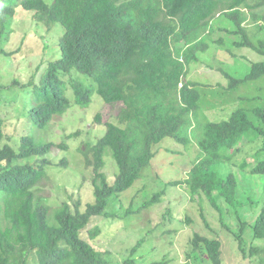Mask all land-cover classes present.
I'll return each instance as SVG.
<instances>
[{"label":"trees","instance_id":"16d2710c","mask_svg":"<svg viewBox=\"0 0 264 264\" xmlns=\"http://www.w3.org/2000/svg\"><path fill=\"white\" fill-rule=\"evenodd\" d=\"M18 7L34 12L35 20L47 27L60 24L64 28L61 58L50 64L38 87L33 85L31 115L42 127L72 106L61 74H76L72 84L76 106L87 108L97 94L106 104L120 107L114 116L118 124H104V136L80 150L85 167L94 173V201L84 208L80 199L53 208L39 195L51 165L45 157L56 150L68 151L67 144L38 143L32 136H23L16 150L4 142L6 135L0 127V264H116L106 258L107 250L91 244L102 233L97 219L109 217L106 209L112 199L141 179L165 139L186 145L189 133L193 148H198L189 178L167 185L186 184L192 200L202 204L203 197L207 198L222 219L220 201L232 206L240 221L234 237L245 256L243 235L248 222L237 211L242 206L237 177L234 173L224 177L220 168L233 164L249 143L261 138L264 142V109L251 110L257 123L244 110L213 121L201 107L199 85L188 79V67L197 62L198 51L208 48L205 41L217 29L213 24L217 18L233 26L223 28L226 32L242 36L235 46L264 58V39L254 40L264 30V0H53L51 4L0 0V44ZM249 21L256 26L253 30L246 26ZM263 77L264 60L253 64L244 79L228 76L229 87ZM96 120L100 122L101 117L97 115ZM242 138L247 144L237 148ZM107 153L118 169L114 183L103 171ZM32 159L37 163L32 164ZM62 165L67 166V160L58 164ZM240 167L264 176V160L255 166L244 162ZM163 194H156L145 206L159 202ZM132 212L129 208L126 215ZM202 219L209 227L203 213ZM222 225L233 234L224 220ZM86 230L89 240L83 237ZM252 232L254 241H264V202ZM143 242L132 248L123 264H140L134 258ZM188 247L189 258L203 256L208 264H224L223 243L217 238L193 232ZM249 255L264 264V244L252 245Z\"/></svg>","mask_w":264,"mask_h":264},{"label":"rangeland","instance_id":"374dc122","mask_svg":"<svg viewBox=\"0 0 264 264\" xmlns=\"http://www.w3.org/2000/svg\"><path fill=\"white\" fill-rule=\"evenodd\" d=\"M45 1L51 4L53 0ZM34 15V12L18 7L6 37L0 44V127H3L6 135L4 142H10L16 150L23 136H32L38 143L67 144L68 151L56 150L45 157L51 161V165L46 169L48 177L40 184L39 195L53 208L65 202L73 205L78 199L84 208L87 203L94 201L91 185L94 173L85 167L80 150L88 144H95L104 136V124H118L114 116L120 106L106 104L97 94L93 95L87 108L76 106L72 90L76 74H61L68 88L66 96L72 106L64 114L53 117L46 126H41L37 118L31 115L33 85L38 87L50 64L61 58L59 44L64 28L60 24L47 27L37 22ZM215 20L217 29L205 41L208 45L206 51H198L197 62L193 61L189 65L188 79L199 85L201 107L213 121H221L224 117L227 119L235 110H244L257 123L251 110L264 109V77L230 88L228 76L244 79L252 65L262 62L264 58L251 49L235 46L242 36L223 29H233L227 20ZM246 24L249 30L256 27L252 21ZM257 39H264V30L257 35L255 42ZM97 115L101 117L100 122L96 120ZM188 137L190 141L187 139L186 145L171 138L165 139L160 145V153L141 179L119 198L112 199L106 209L109 217L97 219V226L102 228V233L91 244L96 249L107 250L108 260L123 264L131 257L132 248L144 240L134 258L140 264L159 261H165L166 264H208L203 256L198 259L187 257L186 252L190 251L188 239L195 232L222 241L224 264L258 263L256 257L249 255V250L252 245L264 244L263 240L254 241L252 232L253 222L264 202V176L252 175L249 167L243 170L240 166L244 162L255 166L264 160L263 139L249 143L237 154L233 164H224L220 168L224 177L230 173L237 177L242 199V206L237 207V211L248 222L243 235L246 247L244 256L234 237L239 233L240 221L232 206L220 201L224 211L222 219L207 198L203 197L202 204L192 200L186 184L167 185L185 183L189 178L198 148H193L191 133ZM246 144L247 139L242 138L236 147ZM62 160H67V166H58ZM32 161V164L37 163L36 159ZM103 171L109 181L114 183L118 169L110 153L106 155ZM161 193L164 194L159 202L145 206L156 194ZM129 208L135 212L127 216ZM202 213L209 227L203 221ZM223 220L233 234L223 227ZM87 230L83 237L89 240ZM193 256L196 257L195 253Z\"/></svg>","mask_w":264,"mask_h":264},{"label":"clouds","instance_id":"9594fccd","mask_svg":"<svg viewBox=\"0 0 264 264\" xmlns=\"http://www.w3.org/2000/svg\"><path fill=\"white\" fill-rule=\"evenodd\" d=\"M215 21V20H214ZM214 21H213V24H214ZM172 48H173V46H172ZM181 87V86H180Z\"/></svg>","mask_w":264,"mask_h":264}]
</instances>
